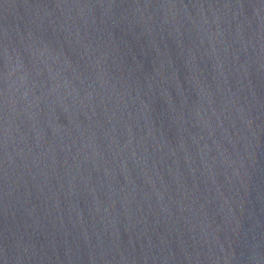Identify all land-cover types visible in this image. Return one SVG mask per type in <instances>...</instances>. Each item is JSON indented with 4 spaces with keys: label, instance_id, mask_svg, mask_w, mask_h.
Returning a JSON list of instances; mask_svg holds the SVG:
<instances>
[{
    "label": "water",
    "instance_id": "1",
    "mask_svg": "<svg viewBox=\"0 0 264 264\" xmlns=\"http://www.w3.org/2000/svg\"><path fill=\"white\" fill-rule=\"evenodd\" d=\"M0 264H264V0H0Z\"/></svg>",
    "mask_w": 264,
    "mask_h": 264
}]
</instances>
